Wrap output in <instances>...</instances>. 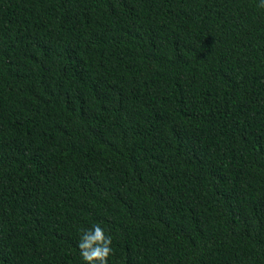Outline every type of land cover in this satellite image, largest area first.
I'll return each instance as SVG.
<instances>
[{
  "label": "trees",
  "instance_id": "obj_1",
  "mask_svg": "<svg viewBox=\"0 0 264 264\" xmlns=\"http://www.w3.org/2000/svg\"><path fill=\"white\" fill-rule=\"evenodd\" d=\"M260 0H0V264H264Z\"/></svg>",
  "mask_w": 264,
  "mask_h": 264
},
{
  "label": "clouds",
  "instance_id": "obj_2",
  "mask_svg": "<svg viewBox=\"0 0 264 264\" xmlns=\"http://www.w3.org/2000/svg\"><path fill=\"white\" fill-rule=\"evenodd\" d=\"M259 7L264 8V0H260ZM77 247L85 264H108V257L113 254L112 236L97 223L82 230Z\"/></svg>",
  "mask_w": 264,
  "mask_h": 264
}]
</instances>
